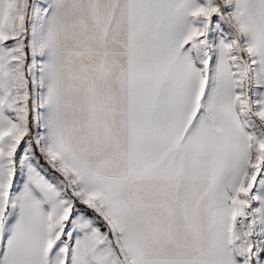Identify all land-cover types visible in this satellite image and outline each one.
Masks as SVG:
<instances>
[{
    "label": "snow or ice",
    "instance_id": "1",
    "mask_svg": "<svg viewBox=\"0 0 264 264\" xmlns=\"http://www.w3.org/2000/svg\"><path fill=\"white\" fill-rule=\"evenodd\" d=\"M0 264H264V0H0Z\"/></svg>",
    "mask_w": 264,
    "mask_h": 264
}]
</instances>
